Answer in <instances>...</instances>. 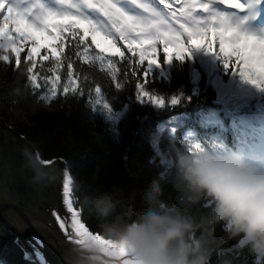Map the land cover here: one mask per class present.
<instances>
[{
	"label": "trees",
	"instance_id": "16d2710c",
	"mask_svg": "<svg viewBox=\"0 0 264 264\" xmlns=\"http://www.w3.org/2000/svg\"><path fill=\"white\" fill-rule=\"evenodd\" d=\"M26 51L21 54L19 69L14 56L9 65L0 61V119L26 140L42 163L61 161L62 176L63 169H68L73 183L81 185L79 191L73 188L72 198L77 201L74 207L81 208L90 231L103 235V222L82 206L84 195L113 188L125 196L134 190L142 195L154 181L159 182L166 205L178 206L197 222L211 220L215 207L212 198L203 196L197 203L185 205L183 193L175 186V154L191 152L190 134L196 131L201 114L221 111L228 121L247 108L241 98V81L236 89L232 88V74L221 60L206 51L200 58L195 49L190 56L177 60L175 51L170 49L173 58L170 63H163L165 54L161 53V65L152 68L145 88L150 96L164 101L160 107L137 98L135 84L143 80L142 72L133 76L136 65L132 61L136 59L118 56L111 68H105L99 61L86 64L73 54L76 90L63 92L67 83L65 61L56 97L41 100L40 96L46 95L45 86L34 93L28 84L30 62H24ZM34 71L51 75L39 64ZM97 86L109 103V113L123 115L119 123L96 110ZM173 99L178 100L176 105L171 104ZM179 117L184 119L175 134L171 129L161 131L163 124ZM141 195L136 198L137 210L142 207ZM204 231L212 233L206 249L208 264H264V257L251 250L243 233L234 234L229 223L209 224L194 233L192 239L199 240ZM26 252L15 232L0 222V264H40L27 257Z\"/></svg>",
	"mask_w": 264,
	"mask_h": 264
},
{
	"label": "snow or ice",
	"instance_id": "6c2138e0",
	"mask_svg": "<svg viewBox=\"0 0 264 264\" xmlns=\"http://www.w3.org/2000/svg\"><path fill=\"white\" fill-rule=\"evenodd\" d=\"M54 3L56 7L50 8L41 0H32L29 7L19 8L10 0H0V61L9 65L14 56L15 67L19 69L21 54L27 49L24 62H30L28 84L34 93L42 86L47 87V94L40 96L41 100L56 97L65 61L67 83L63 92L76 90L78 77L74 73L73 54L86 64L99 61L102 66L105 61L108 66L113 65L108 57L127 60L138 57L132 61L136 65L132 75L138 72L143 75V80L135 84L137 98L162 107V99L145 91L152 68L161 65L158 46H162L165 54L163 63L171 62L170 49L175 51L177 60L190 56L192 49H204L221 60L226 71L264 90V33L250 30L246 27L247 20L237 17V13L247 11L242 0H54ZM124 49L129 55L126 56ZM38 64L51 75L34 71ZM95 91L99 95L100 87ZM177 103L176 99L171 101L173 105ZM199 151L198 145L191 149V152ZM71 182L65 173L63 204L69 215L62 216L55 210L52 213L68 240L74 244L93 242L106 261L122 257L111 241L86 226L81 208L74 207L77 201L72 198ZM219 186L241 209L264 219V208L252 203L248 190L223 178Z\"/></svg>",
	"mask_w": 264,
	"mask_h": 264
},
{
	"label": "clouds",
	"instance_id": "9594fccd",
	"mask_svg": "<svg viewBox=\"0 0 264 264\" xmlns=\"http://www.w3.org/2000/svg\"><path fill=\"white\" fill-rule=\"evenodd\" d=\"M47 173H43L46 176ZM245 188L252 203L264 208V175L248 172L242 162L219 158L203 151L175 154V186L184 195L185 205L197 203L207 196L215 201L211 220L197 222L186 211L161 197L158 181L139 194L135 190L127 196L119 189L95 195H84L82 206L103 223L105 239L123 254L105 260L101 249L91 241L74 244L65 253L66 264H208L207 244L211 231H204L199 240L193 234L209 224L227 222L234 234L243 233L251 250L264 257V219L253 215L229 199L219 182ZM79 191L81 185L72 183ZM141 195L142 207L137 210L136 198Z\"/></svg>",
	"mask_w": 264,
	"mask_h": 264
},
{
	"label": "water",
	"instance_id": "95a60500",
	"mask_svg": "<svg viewBox=\"0 0 264 264\" xmlns=\"http://www.w3.org/2000/svg\"><path fill=\"white\" fill-rule=\"evenodd\" d=\"M37 158L26 140L0 119V222L18 233L19 238H26L25 248L31 258L66 264L65 253L74 243L52 214L55 210L62 216L69 215L63 204L64 174L60 186L51 184L50 177L45 179L51 184L49 197L36 190L40 185L39 173L42 176L55 164L62 169L63 163L58 161L43 168Z\"/></svg>",
	"mask_w": 264,
	"mask_h": 264
},
{
	"label": "rangeland",
	"instance_id": "374dc122",
	"mask_svg": "<svg viewBox=\"0 0 264 264\" xmlns=\"http://www.w3.org/2000/svg\"><path fill=\"white\" fill-rule=\"evenodd\" d=\"M45 93H47V91L45 90ZM98 100L100 101V103H97L99 106H100V109H99V111L100 112H105V103H104V101H103V98L101 97V96H99V98H98ZM119 117L120 116H111V118L112 119H115V120H118L119 119ZM204 118L206 119V121L209 123V124H212V125H215V124H219L220 122H221V118H220V115H219V112H211V113H209V114H206L205 116H204ZM182 121V118H180V119H175V120H172V121H170L169 123H167V124H165V125H163L162 127H161V130L162 131H164V130H166V129H171V130H173V129H175L179 124H180V122ZM11 137H16V136H14L13 134H11L10 135ZM20 143H24L23 141L21 142V140H20ZM28 150H29V152H32L31 151V149L28 147ZM33 153V152H32ZM37 159H39V157L37 158ZM39 164L41 165V167H43V168H45L46 166H47V164H44V163H42L41 161H40V159H39ZM51 165V164H50ZM65 173L71 178V187H72V183H73V179H72V177H71V175L69 174V171H68V169H66V170H63V174H64V176H65ZM73 188V187H72ZM16 234V236L18 237V233H15ZM19 240H20V242L24 245V247L26 246V238H19ZM27 251V250H26ZM26 255H27V257H29V258H31L30 257V255H29V253L28 252H26ZM32 259H34V258H32ZM34 260H37L40 264H51L50 262H47V261H43V260H39V259H34Z\"/></svg>",
	"mask_w": 264,
	"mask_h": 264
},
{
	"label": "flooded vegetation",
	"instance_id": "af4514ba",
	"mask_svg": "<svg viewBox=\"0 0 264 264\" xmlns=\"http://www.w3.org/2000/svg\"><path fill=\"white\" fill-rule=\"evenodd\" d=\"M59 168H60V164H55L53 167H51V169L49 171L45 172V173H47L46 177L43 176L42 178H41V173H39V175H38V173L35 172L36 175L40 176L39 189L38 188L36 189L37 193H40L41 196L47 198V197H49V191H50L49 186L51 187V184L56 185V186L61 185V181H62L63 177L60 173ZM49 177H50L51 184H50L49 180L45 181V179L49 178Z\"/></svg>",
	"mask_w": 264,
	"mask_h": 264
}]
</instances>
